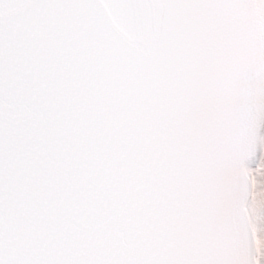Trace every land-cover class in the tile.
Segmentation results:
<instances>
[{"label": "snow or ice", "instance_id": "6c2138e0", "mask_svg": "<svg viewBox=\"0 0 264 264\" xmlns=\"http://www.w3.org/2000/svg\"><path fill=\"white\" fill-rule=\"evenodd\" d=\"M0 264H264V0H0Z\"/></svg>", "mask_w": 264, "mask_h": 264}]
</instances>
